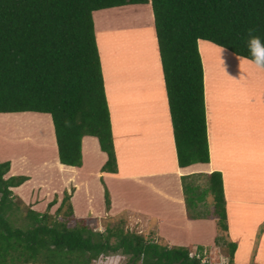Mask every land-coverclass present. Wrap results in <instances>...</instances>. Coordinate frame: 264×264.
<instances>
[{"label":"trees","instance_id":"1","mask_svg":"<svg viewBox=\"0 0 264 264\" xmlns=\"http://www.w3.org/2000/svg\"><path fill=\"white\" fill-rule=\"evenodd\" d=\"M126 5H150L153 13L178 166L209 163L198 42L255 65L246 44L250 30L264 40V0H0V114L48 115L58 160L65 167L80 168L82 140L95 138L107 158L100 171L117 173L92 14ZM9 166L0 163V264H91L119 251L129 255L132 264H207L202 263L207 250L202 246L167 247L141 234L107 230L104 235L76 224L69 227L66 222L73 220V213L67 192L54 214L59 216L67 204V221L26 208L28 226L15 228L7 216L21 211L23 204L15 203L11 189L28 178L5 179ZM192 177L206 178V187L199 192L189 182ZM181 186L188 217H207L209 213L197 209L210 195L217 227L227 233L221 174L183 176ZM104 203L108 211L107 189ZM219 240L217 236L213 243ZM222 242L228 247L227 264H234L236 245ZM194 248L197 254L191 255Z\"/></svg>","mask_w":264,"mask_h":264},{"label":"crops","instance_id":"2","mask_svg":"<svg viewBox=\"0 0 264 264\" xmlns=\"http://www.w3.org/2000/svg\"><path fill=\"white\" fill-rule=\"evenodd\" d=\"M134 30L135 28L132 27L104 29L102 35L98 33L101 35L99 37L95 31L111 120L117 173L100 171L107 158L100 151L97 140L92 137H85L82 140L80 168L61 165L57 159L53 133L52 143L55 145L54 148H50L51 156H48V152H42V148L48 147L40 144L42 147L40 146L39 162L33 164L27 156L18 159V165L15 160L10 162L5 179L13 176L28 178L21 186L11 189L15 200L37 213L43 214L49 211L50 215H54L62 203L64 193L67 192L71 195L70 203L73 207V216L76 218L88 214L95 218L94 220L106 217L117 219L121 214L129 211L136 214L142 233L148 229L144 224L147 222L148 226L152 227V233L155 232L167 247L206 248L215 245L213 242L220 232L217 220L213 216V206L207 217L190 219L185 208L181 177L208 176L213 172H219L222 176L227 216L225 241L236 245L233 262L264 264V95L262 93L264 70L245 59L215 48L213 45L210 46L211 44L207 46L209 43L201 41L207 43L205 48L210 52L214 48L228 55V58L219 56L214 50L213 55L216 54V57L213 60L226 58L234 65L233 59H237L238 67L233 71H246L239 74L245 75L244 78L248 80L250 86L245 87L239 94L236 93L237 96L232 97L233 102H225L227 98L221 94L224 90L221 87L216 89L215 78H210L206 71L209 64H206L207 61L204 62V56L200 52L203 62L209 163L180 168L177 164L155 30V39L148 38L146 44L149 50L156 48V56H149L148 60L146 48L138 51V48L128 49L126 46L129 42L127 36H131ZM100 37L107 44L102 46L103 49L100 46ZM201 42H198V46L202 44ZM120 48L128 50H122V55H119L117 50ZM240 60L253 67L243 69L245 63L239 62ZM216 69L220 70L218 64ZM251 85L256 88L253 89ZM85 154L90 158L86 162ZM58 167L72 169L73 172H69L70 176L73 175L71 183L70 177L65 186L58 183V177L53 173ZM87 167L88 170H85ZM83 172L90 173L83 178L84 180L90 177L92 172H96L98 179L94 178L93 183L99 184L100 188L107 187L110 198L108 211L105 208L104 198L100 199L97 205L96 202L92 204L91 196L84 195L85 206L82 211L75 203L77 197L81 196L80 192H84L85 187H82L81 191L79 189L83 185L82 179L76 182L77 175L82 177ZM75 174L77 175L74 177ZM100 179H103V183H99ZM130 186L145 187L152 194L151 201L158 207L157 212L147 215L138 212L139 207L135 208L137 202H130L127 196ZM209 197L213 203V198L210 195ZM53 201L55 203L49 207ZM128 221L133 223L127 219ZM205 228L209 230L208 234L204 232ZM172 234L177 235V239L172 237L166 239ZM179 235H182L183 239L179 238Z\"/></svg>","mask_w":264,"mask_h":264},{"label":"rangeland","instance_id":"3","mask_svg":"<svg viewBox=\"0 0 264 264\" xmlns=\"http://www.w3.org/2000/svg\"><path fill=\"white\" fill-rule=\"evenodd\" d=\"M152 14L153 13L151 12L150 5H126L119 8L105 9L102 11L94 12L92 18L95 26V31L97 32L98 37L102 35L101 32H103L104 29L114 30L120 27L135 28L131 36L130 35L127 36L129 42L126 43V46L128 47V49L138 48V51H140L143 48L147 49L146 41L148 38H150L151 40L153 38L155 39L154 28L152 23V19H153ZM126 29L130 30L129 28ZM126 31L127 30H125V32ZM98 33H100L101 35ZM99 42L102 49H103L102 46L107 45L106 43L103 42V39L101 37L99 39ZM206 44L207 43L203 42L201 45L198 46V49L200 47L199 52H201V54L204 56L203 58L205 60L204 62L207 61L206 64L207 63L209 64V67L208 69H206V71H208V75L210 78H215L216 89L218 87L219 88L221 87V89L224 90V92L221 94H223L227 98L225 102L231 103L233 102L232 99L233 96L235 95L237 96V94H239V92L242 91L245 87L250 86L248 80L244 78L245 75L243 73L239 74L240 72H246V71H239V70H238L239 72L233 71L234 69L236 70L238 67L237 66L238 64H236L238 63L237 59L231 58L234 60V65L233 62L229 61L230 59H226V58L224 59L216 58L213 60V58L216 57V54L227 58L228 55H226V53L217 51L214 48L213 49L210 48L211 49L210 52L208 48H205ZM209 45L210 44H208L207 46ZM110 48L112 49V46H110ZM113 48H118V47L113 46ZM122 50L126 51L125 49L120 48L117 50V54L122 55L123 52ZM147 50H148L146 57L147 60L149 56H154V57L156 56L155 54L156 48L155 49L150 48V50L149 49ZM214 50L216 51L215 55H213ZM239 62H244V61L240 60ZM217 64L220 67V70L216 69ZM242 67L243 69L247 70L248 67L252 68L253 66L249 65L248 63H245V65H243ZM139 70H140V66H139ZM251 87L254 89L255 86L251 85ZM210 91L211 89L209 90V94ZM262 93L264 95V91H262ZM259 95L262 94L259 93ZM263 116H264V112H263ZM52 138H53L52 125L50 122V117L48 115L35 114V113L34 114L31 113L0 114V163L9 162L10 164V162H13L15 160L18 165V159H20L23 156H27L29 157V160H32L31 162L35 164V162H39V159L41 158L40 144H44L43 147H45V145L48 147V148H42L43 149L42 152H48V154L49 152H51L50 148L51 147L54 148L55 144L52 143ZM48 156L51 155L49 154ZM84 159H85L84 161L86 162L87 159L90 158L88 157L87 154H85ZM71 170L72 169L58 167L55 171H53V173H55V175L58 177L57 181L58 183H60V185L65 186L69 177L71 180V181L69 180L70 183L72 182L73 175L70 176L69 174V172H73ZM85 170H88V167ZM92 173L93 174L90 177H88L86 180H84L83 178L90 174L88 172H83L82 177L78 176L77 174L74 175V177L77 175L76 182H79L80 179H82L81 181H83L82 183L83 185L79 187L80 191L82 187H85L84 192L83 193L80 192L81 196H78L75 202L77 205H79V209L81 211L84 209L85 206L84 195H88L89 197L91 196L90 200L92 199V204L96 202L98 205V202L100 203V199L103 200L104 198L103 190L107 188L105 186L104 187L101 186L100 188L99 184L93 183L94 178L95 180H97L98 178L95 175L96 172H92ZM100 180H98L99 183H103V179L101 180V182ZM189 182L194 186L198 187L199 192L202 189H204L207 185V179L204 177H192L189 180ZM86 189L88 190V194ZM127 196L130 202L132 201L137 202L135 208L139 207L140 210L138 209V212L140 211L142 215L153 214L154 212H157L158 207L156 206L155 203H153V201H151L152 194L149 191H147L145 187L130 186L128 187ZM111 201H113V199H111ZM15 203L20 205L19 204L20 202L17 200L15 201ZM212 206L213 203L211 202V198L208 195L206 196L205 202L200 203L198 205L197 211L205 215L210 213ZM20 207H21V211L13 213V216L12 215L7 216L8 220L15 228L28 226L27 221H25L24 219L25 217L24 211L28 207H25L23 205H20ZM66 208H67V204L60 212V215L59 216L52 215L53 218L61 222L67 221V217L64 216V213L66 212ZM72 208L73 207H71V209ZM47 212L49 213V211ZM107 218L108 217L96 218L97 220H94L95 218L88 216L87 214V215H81L78 218L75 217V219H73L74 221L69 220L66 223L68 224L69 227H72L76 224L79 226L87 227L94 232H100L104 235H107L108 233L107 230H112L113 232H120L123 235L141 234L144 240L164 246L162 240H160V238H158L155 235V232L154 234L152 233V227H149L147 222L146 223L144 222V224L145 226L148 227V229L146 227L147 231H144L142 233L141 226L136 220L137 216L133 212H129V211L124 212L117 219H113V218L107 219ZM126 218L132 221L133 223L129 221L127 222ZM204 232L208 234L209 230L205 228ZM218 236H220V240L218 241V243L216 245H211L206 247L207 250L203 252L204 257L202 259V263L207 262V264H227L229 259L228 247H226L222 242L225 239V234L219 232ZM171 237L177 239V235L174 234H172V236H168V238L166 239H169ZM179 238H182V235H179ZM114 241H115L114 238H110L109 242L110 244H113ZM195 250H196L195 248L192 249L191 255L197 254ZM91 264H132V262H130L129 255H123L121 251H119L116 254L101 256L99 259L93 261ZM136 264H141V261ZM248 264H254V263L249 262Z\"/></svg>","mask_w":264,"mask_h":264},{"label":"clouds","instance_id":"4","mask_svg":"<svg viewBox=\"0 0 264 264\" xmlns=\"http://www.w3.org/2000/svg\"><path fill=\"white\" fill-rule=\"evenodd\" d=\"M246 47L255 65L264 68V40L259 36L253 35L250 30Z\"/></svg>","mask_w":264,"mask_h":264}]
</instances>
